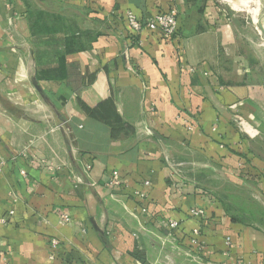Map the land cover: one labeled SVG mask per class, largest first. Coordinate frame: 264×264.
<instances>
[{
  "label": "crops",
  "instance_id": "1",
  "mask_svg": "<svg viewBox=\"0 0 264 264\" xmlns=\"http://www.w3.org/2000/svg\"><path fill=\"white\" fill-rule=\"evenodd\" d=\"M253 1L0 0V264H264V226L166 160L200 155L264 196ZM171 9L169 38L126 22Z\"/></svg>",
  "mask_w": 264,
  "mask_h": 264
},
{
  "label": "rangeland",
  "instance_id": "2",
  "mask_svg": "<svg viewBox=\"0 0 264 264\" xmlns=\"http://www.w3.org/2000/svg\"><path fill=\"white\" fill-rule=\"evenodd\" d=\"M166 160L184 177L195 180L206 194L220 201L233 217L248 224L264 226V196L256 197L244 182L232 181L217 165L208 163L200 155L187 153Z\"/></svg>",
  "mask_w": 264,
  "mask_h": 264
},
{
  "label": "built area",
  "instance_id": "3",
  "mask_svg": "<svg viewBox=\"0 0 264 264\" xmlns=\"http://www.w3.org/2000/svg\"><path fill=\"white\" fill-rule=\"evenodd\" d=\"M176 14L177 11L176 9H171L168 12L165 13H157L148 19L145 20H140L138 19L133 13L128 12L126 14V22L131 29V31L137 35L140 31L143 29H149L151 31H157L159 32L164 38H169L173 36L176 32L177 29V20H176ZM90 169V165L85 166V171H88ZM120 177L117 173V171H113L112 177L110 181L108 182L109 185H115V184H120ZM148 181H144L143 185L145 187L149 186ZM135 195L143 198L145 197V192L142 190H138L135 192ZM10 212L9 214H11ZM204 214V209L203 208H191L189 211V215L192 217L199 218ZM64 218L67 219V216L64 215ZM165 226H167L170 229V235L172 238H175L174 236V231L178 228L179 223L177 221L171 220L165 223ZM198 233L199 230L197 228H194L191 232V237L189 238V244L198 251L200 250V246L198 243Z\"/></svg>",
  "mask_w": 264,
  "mask_h": 264
},
{
  "label": "water",
  "instance_id": "4",
  "mask_svg": "<svg viewBox=\"0 0 264 264\" xmlns=\"http://www.w3.org/2000/svg\"><path fill=\"white\" fill-rule=\"evenodd\" d=\"M260 5H261L260 10L263 11L262 15H264V0H260ZM257 23H258L259 28L264 32V27L262 25L261 17H258Z\"/></svg>",
  "mask_w": 264,
  "mask_h": 264
},
{
  "label": "bare ground",
  "instance_id": "5",
  "mask_svg": "<svg viewBox=\"0 0 264 264\" xmlns=\"http://www.w3.org/2000/svg\"><path fill=\"white\" fill-rule=\"evenodd\" d=\"M253 1V0H252ZM249 2V1H248ZM254 2V1H253ZM249 7H251V6H249ZM252 10V12L253 13H255V10H256V15H257V13H258V11L260 10V2L258 1L257 2V6L255 7H253V9H251Z\"/></svg>",
  "mask_w": 264,
  "mask_h": 264
}]
</instances>
